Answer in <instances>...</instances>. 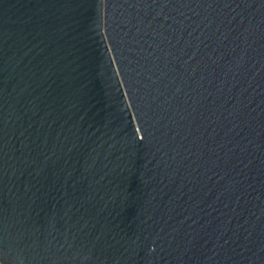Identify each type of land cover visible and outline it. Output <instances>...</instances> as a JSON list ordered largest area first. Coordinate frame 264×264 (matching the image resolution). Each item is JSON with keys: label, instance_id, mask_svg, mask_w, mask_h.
I'll use <instances>...</instances> for the list:
<instances>
[{"label": "water", "instance_id": "obj_1", "mask_svg": "<svg viewBox=\"0 0 264 264\" xmlns=\"http://www.w3.org/2000/svg\"><path fill=\"white\" fill-rule=\"evenodd\" d=\"M0 264H264V0H0Z\"/></svg>", "mask_w": 264, "mask_h": 264}]
</instances>
